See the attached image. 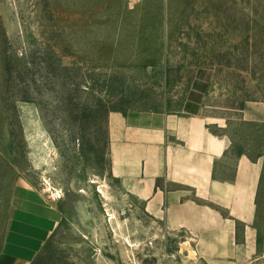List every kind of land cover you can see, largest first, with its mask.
<instances>
[{"label": "rangeland", "instance_id": "374dc122", "mask_svg": "<svg viewBox=\"0 0 264 264\" xmlns=\"http://www.w3.org/2000/svg\"><path fill=\"white\" fill-rule=\"evenodd\" d=\"M196 79L230 158L263 164L264 264V0H0V250L27 187L62 215L33 264H206L110 173L109 114L180 112Z\"/></svg>", "mask_w": 264, "mask_h": 264}, {"label": "crops", "instance_id": "0c3cea01", "mask_svg": "<svg viewBox=\"0 0 264 264\" xmlns=\"http://www.w3.org/2000/svg\"><path fill=\"white\" fill-rule=\"evenodd\" d=\"M197 81L180 112L109 114L110 173L166 230L187 233L206 264H252L263 164L230 158V139L212 131L218 121L204 113ZM61 220L46 198L19 187L0 264H33Z\"/></svg>", "mask_w": 264, "mask_h": 264}, {"label": "bare ground", "instance_id": "6f19581e", "mask_svg": "<svg viewBox=\"0 0 264 264\" xmlns=\"http://www.w3.org/2000/svg\"><path fill=\"white\" fill-rule=\"evenodd\" d=\"M47 184H48V191L51 193V196L54 197V198H60V192L58 190H54L52 185L47 181ZM101 193H104L103 190L100 191ZM192 254H195L194 251H191Z\"/></svg>", "mask_w": 264, "mask_h": 264}]
</instances>
